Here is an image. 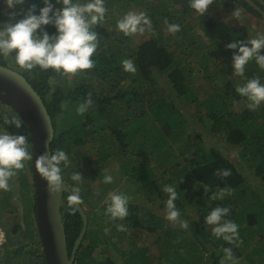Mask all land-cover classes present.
Returning <instances> with one entry per match:
<instances>
[{
	"label": "trees",
	"instance_id": "1",
	"mask_svg": "<svg viewBox=\"0 0 264 264\" xmlns=\"http://www.w3.org/2000/svg\"><path fill=\"white\" fill-rule=\"evenodd\" d=\"M223 2L228 7H244L261 15L247 0ZM256 2L264 9V0ZM34 4L38 5L37 12L39 7L44 6L43 0H35ZM115 5L145 6V13L157 36L127 51L128 44L125 43L129 41L128 36L117 28L120 18L111 14ZM105 7L108 10L105 18L108 16V19H104L101 22L104 25L96 31L98 48L93 55L94 67L74 73L78 76L76 81L74 79L77 84H69L66 94L52 92L54 69L42 70L37 66L32 70L22 67L20 70L0 56V64L18 69L42 96L55 129L51 150H65L71 161L62 173L64 181L71 189L77 186V182L70 178L77 170L83 180H90L91 185L97 182L98 187L94 188L97 193L91 187L86 193L81 189L80 194L90 209L86 210L88 228L80 244L76 264H221L220 260L226 255L224 248L232 249L234 260L243 259L244 264H264V193L260 192L264 189V104L255 110L236 108L243 100L248 101L236 91L237 86L255 76L261 77L264 83V69L253 58L245 65L243 75L237 74L233 69V53L238 49L227 47L231 41L246 42L245 35L208 11L201 16L190 7L189 0H105ZM2 16L0 2V22ZM170 24L180 25V30L168 37L176 38L179 47L186 44L184 61L191 55H199L206 47L199 62L208 82L213 85L209 95L204 96L191 84L188 67L177 59L172 46L165 42L164 32ZM195 26H199L202 33H198ZM44 27L50 34L56 31L52 25ZM125 59L132 61L135 72L124 69L122 61ZM11 60L15 63L14 57ZM214 62L216 70L211 72ZM163 82L174 89L169 92ZM89 94L93 103L85 113L79 114L77 108ZM57 95L61 96L56 98ZM6 104L0 101V108H9L20 115ZM186 105H190L188 109L194 108L195 113L186 112ZM3 116L4 111L0 113V126L3 125ZM188 126L202 131L196 132L198 139L192 145L185 142V147L180 148L181 152L193 151L192 158L181 162L177 158L179 151L174 148L181 142ZM22 131L29 138L32 154V136L26 122ZM219 136H223V144L229 146L227 152L215 145H205L207 138L213 143ZM92 145L97 149L95 163L88 160L81 164L88 158L87 146L91 148ZM234 147L238 150L237 155L232 152ZM111 161L118 162L126 186L133 188L117 192L129 193L139 198L141 203L129 199L126 217L105 221V215L111 216L105 212L107 207L102 215H97L95 210L100 204L97 199L102 187L116 188L118 185L114 177L111 183H105L103 179L104 169ZM23 164L24 167L16 170L15 176L22 184L20 191L30 241L15 247L7 230L6 246L9 248L0 255V264L5 258V264H21L18 258L25 255L28 260L22 264H46L44 250L29 247L31 242L43 244L36 218L32 159L24 160ZM85 164H93V169L89 171ZM217 170H230V175L217 174ZM255 180L260 183L257 187L253 185ZM165 185L175 187L178 193L175 204L180 211V219L189 221L188 229L170 222L165 218L166 212L157 213L152 205H148L149 202L158 203L159 209L167 211L169 194L163 191ZM69 194L63 193L61 211L71 252L82 230L83 218L76 205L69 207ZM213 194L215 198L212 199ZM218 205L230 208L224 219L239 225V238L233 243L217 238L212 232L214 226L205 222V216ZM0 209L6 218L7 214L13 216L19 209L11 190H0ZM96 222L99 229L109 227L110 233L102 232L100 236L92 227ZM117 225H123V230ZM21 228L22 224L18 221L12 234L16 236ZM143 234L150 237L157 234L156 240L165 238L167 245L161 250V259H153L148 246L139 247L136 244ZM128 236L133 244L123 247V240ZM85 240H88L87 245ZM100 242L103 243L101 246H109L108 252L116 256L107 255L105 260L96 255L91 257ZM232 263L235 264L233 260Z\"/></svg>",
	"mask_w": 264,
	"mask_h": 264
},
{
	"label": "clouds",
	"instance_id": "2",
	"mask_svg": "<svg viewBox=\"0 0 264 264\" xmlns=\"http://www.w3.org/2000/svg\"><path fill=\"white\" fill-rule=\"evenodd\" d=\"M5 2L8 8L15 9L17 5H24L26 0H5ZM43 3L44 6L39 7L38 12L37 4H32L26 12L21 10L23 18L14 23L12 20H15L16 12L9 13V21L0 22V56L6 58L14 53L15 64L27 70L38 66L42 70L51 68L57 72L62 71L64 74H74L79 70L94 67L93 55L98 48V33L93 28L98 24L101 25L105 19L108 11L105 0H85V2L55 0V3L53 0H43ZM213 3L214 0H189L190 7L201 16ZM240 14L238 9L232 13L234 17H239ZM47 25L54 26L56 31L50 34L45 30L44 26ZM145 25L150 27L151 21L144 12L130 11L117 21L118 29L125 35L144 32ZM179 30V24L169 25V31L175 33ZM227 47L238 49V52L233 53V69L237 74L243 75L245 65L253 58L259 67L264 69V51H262L264 50V33L258 32L254 38H249L246 42L231 41ZM122 64L126 71H136L131 60L125 59ZM236 91L247 98L249 101L247 106L251 110L257 109L261 103H264V83L259 76L247 79L243 85L237 86ZM92 103L91 94H89L87 100L78 106L77 112L85 113ZM2 119L4 125H13L17 129L25 125L20 115H5ZM29 149L28 136L13 134L6 127L0 128V189L8 190L9 179L17 174L16 170L24 167V160L32 159ZM70 164L69 154L63 149L58 148L39 155L38 171L48 181L50 192L60 193L64 190L62 173ZM217 174L228 176L230 170H217ZM70 178L77 182V186L73 187L68 195V205L72 207L81 202V190L78 185L83 178L77 170L71 174ZM103 179L105 183L113 181L111 175H105ZM163 191L169 194L165 218L170 222L178 223L181 228H189V223L180 219V211L175 204L178 196L175 187L165 185ZM213 198L215 194L212 195ZM128 203L127 194L110 192L106 211L113 219H123L128 215ZM229 213L230 208L218 205L205 216V222L207 225L214 226L212 232L217 238L222 237L223 240L233 243L239 238V225L232 220L224 219ZM117 227L121 230L124 228L123 225H117ZM7 241L0 255L4 254ZM224 253L226 255L221 259V264H225V259L234 260L231 248H224Z\"/></svg>",
	"mask_w": 264,
	"mask_h": 264
},
{
	"label": "rangeland",
	"instance_id": "3",
	"mask_svg": "<svg viewBox=\"0 0 264 264\" xmlns=\"http://www.w3.org/2000/svg\"><path fill=\"white\" fill-rule=\"evenodd\" d=\"M34 1L35 0H26V3L24 5H17L15 9H11V8H8L5 0H0V2L2 3V12H3V16H2V21L1 22H6V21H9L10 20V16H9V13L11 12H16L17 13V16L15 17V20H12V22L14 23L16 20H19L21 18H23V15H22V11L23 12H26L28 10V8L34 4ZM150 1V0H149ZM151 1H154V2H158L159 0H151ZM218 2H214L213 4H211L208 8V12L213 14L215 17H217L218 19H221L235 27H237L242 34L245 35L246 39L248 40L249 38H254L256 36V34L258 32L260 33H264V9L260 7V5L256 2V0H247L248 3L252 4L253 7H255L256 10L260 11L261 12V15H256L254 13H252V11H248L246 10V8L244 7H241V8H231V7H228L226 5H224V2L223 0H217ZM145 6H136V5H129L127 7H123L122 5L120 6H117L115 5L114 7H112V11H111V14L112 16H116V17H119L120 19L128 12H136V13H140V12H144L145 13ZM177 7L179 8L180 6L177 5ZM235 9H238L240 10V16L239 17H234L232 15V13L234 12ZM109 15V14H108ZM105 19H108V16L105 18ZM102 26L104 25V23L101 24ZM99 26L96 25V31L99 30V28H101L102 26ZM111 26V25H110ZM113 28H115L116 26H111ZM110 28V27H109ZM118 28V27H117ZM152 25L149 27L147 25H145V31L144 32H137V33H133V34H129L127 35L128 36V42H126L125 44H128L127 45V51H130L132 50L133 48L137 47V45L140 43V42H143L151 37H154V36H157V32L154 31V29H152ZM195 30L198 32V33H202L200 31V28L199 26H195ZM171 31H169V29L165 30L164 32V38H166L165 42L169 45V46H172V50L175 51L176 53V56H177V59L178 60H182L183 61V65L187 66L188 68V71L190 73V78H191V84L194 85V87L198 88L201 90V94H203L204 96L206 95H209L213 89V85L208 82V78L206 77V73L204 71H202L201 69V64H200V58L201 56L203 55L202 53L205 51L206 47L204 46L200 52L199 55H191L187 58L186 61L183 60L184 58V55L186 54V51H187V48H186V44H182V46H178L179 43L176 41V38H169L168 36L171 35ZM205 37L203 36V39ZM124 44V45H125ZM12 57H14V53L9 55L8 57H4V59H7L8 61V64L9 65H12L14 66L15 68H18L20 70H22V68L20 66H17L11 59ZM216 59V58H215ZM219 60V57L217 59V61ZM222 60V58H221ZM212 71L216 70L214 67H215V62L212 63ZM74 79L76 81V79H78V76H76L75 74H64L62 71L60 72H57L56 70H54L53 72V75H52V92L55 93V92H61V93H64L69 84H72L73 86H76L77 82H74ZM164 83V82H163ZM165 84V83H164ZM165 86L167 87V90L169 92H171L174 87H172V85H169V84H165ZM66 94V92L64 93ZM61 95H57V97H60ZM63 101V100H62ZM249 101H245L243 100L242 102L238 103L236 105V108L237 109H243V108H246L248 107ZM3 104V103H2ZM264 103H261V105H263ZM260 105V106H261ZM7 107V104L5 105ZM63 107H65V102H63L62 104ZM188 106L187 108L185 107L184 109L186 110V112H191V114L195 113V110L194 108H190V105H186ZM4 108V107H3ZM188 109V110H187ZM4 111V116L5 115H8V116H11V115H16V113H13L11 112V110H9V108H6L5 110L4 109H1L0 108V113ZM1 128L3 127H6L11 133L13 134H23L26 136V133L24 131H22V127L20 129H17L15 128L13 125H1L0 126ZM185 134H183V138L181 139V142L176 144L177 146L174 148L175 150H178L179 151V155H178V160L181 161V162H187L188 159L192 158L193 156V151H182L181 152V149H183V144L185 142L187 143H190L192 145L193 142H195L198 138L196 137V132H201L202 130L198 129L197 131H195V129L192 127V126H188L186 129H185ZM206 130V129H205ZM211 139V138H210ZM223 140H224V137L223 136H219V138L216 140V141H213L210 142L207 138V141L209 142V144H207V141L205 142V145L208 147V146H211V145H215L217 147H221L223 148V151L227 152L228 150V147H226L224 144H223ZM94 146L92 145L91 148H89V146H87V151H88V158L87 159H84L81 161V164H84L85 162H93L95 163V160L94 158L96 157V148H93ZM181 148V149H180ZM85 149H86V146H85ZM188 149H191L193 150V148H188ZM232 152L234 155H237L238 153V150L236 147H234L232 149ZM26 161V160H25ZM87 167L86 169H93V164H85ZM104 174L105 175H111L112 177H114L116 179V184L117 187L116 188H113V187H102V190L101 192H99V198L97 200H99L100 204H98L97 206V215H102L104 213V208L107 207V202H109V193L110 192H117V190L119 189H123V188H127L129 187V189H133L132 187L130 186H126V182L123 180L124 177L121 176V172L119 170V167H118V162H114V161H111L109 162V164L107 163L105 169H104ZM250 175V178H251V173L249 174ZM96 181V180H95ZM118 182V183H117ZM256 187L260 185L259 182H253ZM259 183V184H258ZM80 184V183H79ZM81 185V188L80 190L82 189L85 193L87 192L88 188L91 187L93 190L94 188H97L98 186L97 185V182L96 183H92L91 185V182L90 180H83L82 183L80 184ZM21 187H22V184L20 182V179L16 176H13L9 179V190H11L12 194H13V198L15 200V202L17 203L19 209L13 213V216H11V214H7V218H6V214L3 212V210L1 211L0 209V226L1 227H4L6 229V232L7 230L10 231V236L11 237V241L15 242V247L19 246L20 244H25V243H29V238H30V234L27 233L26 231V218H25V209L23 208V203H22V192L20 191L21 190ZM71 187V186H70ZM1 190V189H0ZM94 192H96V189L94 190ZM260 192L264 193V189H261ZM97 193V192H96ZM128 195L130 201L133 200V202H137V203H141V200L135 196H131L129 193H125ZM81 202H82V205L85 207L86 210H89L90 207L89 205L86 203V200L83 196H81ZM93 198V197H92ZM97 205V204H95ZM148 205H152L153 209L157 212V213H160L162 214L163 212H167L165 211V209H159V207H157L158 203H151L149 202ZM107 212V211H105ZM95 213V212H94ZM95 217L96 216V213L94 215ZM10 218V219H9ZM9 219V220H8ZM116 219V218H115ZM113 221V218L110 216H106L105 215V221ZM185 221V219H183ZM20 221V223L22 224V227L20 232L18 233H15L16 236H14L12 234V230L13 228L15 227V224ZM187 222H189L187 220ZM92 227L99 233V235L101 236V233L104 232V233H107L109 234L110 233V228L109 227H104L103 229H99V224L98 222L92 224ZM184 229V228H182ZM188 229V228H187ZM185 230V229H184ZM19 235H20V238H19ZM158 237V235H151V237L149 236V234H143V236L139 237L138 238V241L136 242V244L139 246V247H145V246H148L150 248V256L152 255L153 256V259H161L162 257V253H161V250L166 248V245H167V241H165V238H162L160 240H156ZM19 238V239H18ZM17 239H18V242H17ZM124 244H123V247H130L132 244H133V240L131 238H129V236L127 238H125L124 240ZM88 244V240H85V245ZM101 244L103 243H99L98 246L96 247V249L91 253V257H93L94 255L98 256L99 258H101L102 260H105L106 256L107 255H110V256H116V254H114L113 252H108V248L109 246L106 245L105 246H101ZM29 247L32 249V250H38V249H43V246L40 245V243H36V242H31V244H29ZM6 248H9L8 246H5V250ZM152 251V253H151ZM105 253V254H104ZM24 254V253H23ZM22 255V254H21ZM207 257V255H204ZM4 257V256H3ZM225 257V256H224ZM223 257V258H224ZM5 260H2L1 261V264H5ZM28 260V256L25 255V256H19L18 258V261L22 264V262L24 261H27ZM235 264H244L243 263V259H235L233 260ZM220 263H221V260H220ZM155 264H159V262H156ZM225 264H233L232 263V260H227L225 259Z\"/></svg>",
	"mask_w": 264,
	"mask_h": 264
},
{
	"label": "water",
	"instance_id": "4",
	"mask_svg": "<svg viewBox=\"0 0 264 264\" xmlns=\"http://www.w3.org/2000/svg\"><path fill=\"white\" fill-rule=\"evenodd\" d=\"M0 101L13 107L27 123L32 136V171L35 185L36 218L46 264H76L80 244L88 228V216L81 202L76 205L83 227L69 252L65 222L61 211L63 193L71 191L64 181L63 191L50 192L48 181L38 171L37 158L50 152L55 129L42 98L29 80L9 65L0 64Z\"/></svg>",
	"mask_w": 264,
	"mask_h": 264
},
{
	"label": "built area",
	"instance_id": "5",
	"mask_svg": "<svg viewBox=\"0 0 264 264\" xmlns=\"http://www.w3.org/2000/svg\"><path fill=\"white\" fill-rule=\"evenodd\" d=\"M6 241H7L6 231L2 227H0V252L3 249V246L5 245Z\"/></svg>",
	"mask_w": 264,
	"mask_h": 264
}]
</instances>
